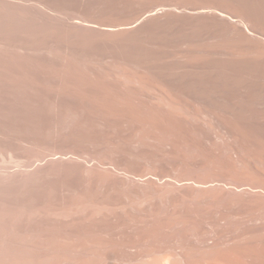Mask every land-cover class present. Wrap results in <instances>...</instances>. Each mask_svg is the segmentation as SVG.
<instances>
[{"label": "bare ground", "instance_id": "bare-ground-1", "mask_svg": "<svg viewBox=\"0 0 264 264\" xmlns=\"http://www.w3.org/2000/svg\"><path fill=\"white\" fill-rule=\"evenodd\" d=\"M0 264H264V0H0Z\"/></svg>", "mask_w": 264, "mask_h": 264}, {"label": "rangeland", "instance_id": "rangeland-1", "mask_svg": "<svg viewBox=\"0 0 264 264\" xmlns=\"http://www.w3.org/2000/svg\"><path fill=\"white\" fill-rule=\"evenodd\" d=\"M131 103L134 105V107L137 108V106H136L137 104H135L133 102H131ZM193 106L198 107V101L193 102ZM140 108H143V106H139V109ZM247 119H248L249 126H251L253 129H257V125L259 124V117H258V115L252 114ZM182 149L184 150V148H182ZM186 150H190V149L188 148Z\"/></svg>", "mask_w": 264, "mask_h": 264}]
</instances>
